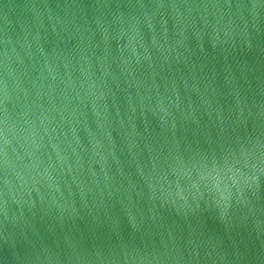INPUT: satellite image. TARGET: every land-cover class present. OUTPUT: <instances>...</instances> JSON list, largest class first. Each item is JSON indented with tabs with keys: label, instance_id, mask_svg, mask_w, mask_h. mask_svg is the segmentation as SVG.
<instances>
[{
	"label": "water",
	"instance_id": "95a60500",
	"mask_svg": "<svg viewBox=\"0 0 264 264\" xmlns=\"http://www.w3.org/2000/svg\"><path fill=\"white\" fill-rule=\"evenodd\" d=\"M0 264H264V0H0Z\"/></svg>",
	"mask_w": 264,
	"mask_h": 264
}]
</instances>
